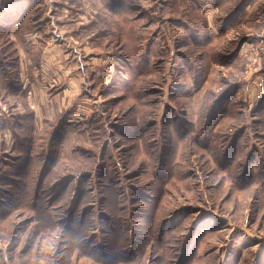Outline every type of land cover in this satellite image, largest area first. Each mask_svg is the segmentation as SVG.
I'll return each mask as SVG.
<instances>
[{
    "label": "rangeland",
    "instance_id": "rangeland-1",
    "mask_svg": "<svg viewBox=\"0 0 264 264\" xmlns=\"http://www.w3.org/2000/svg\"><path fill=\"white\" fill-rule=\"evenodd\" d=\"M0 25V126L36 112L33 156L69 113L43 183L0 190V264H264V0H0Z\"/></svg>",
    "mask_w": 264,
    "mask_h": 264
},
{
    "label": "trees",
    "instance_id": "trees-1",
    "mask_svg": "<svg viewBox=\"0 0 264 264\" xmlns=\"http://www.w3.org/2000/svg\"><path fill=\"white\" fill-rule=\"evenodd\" d=\"M111 1V0H110ZM116 1V0H113ZM248 2V1H247ZM246 2V3H247ZM24 3H21L18 9L23 7ZM26 6V5H25ZM121 38V37H120ZM122 44V41H121ZM110 53V52H107ZM111 54V53H110ZM112 55V54H111ZM5 56L1 50L0 57L3 58ZM119 57V56H117ZM12 72V78H8L4 85L6 86V89H9L11 91H20L21 90V84L19 81H15L13 78V72ZM10 72V73H11ZM118 75V74H117ZM122 81L124 82L126 78H122L120 76ZM120 83L119 76L117 77ZM68 114H62L54 120L53 122L45 119L44 123L46 126L45 131L40 135L39 143H44L45 147L41 150H38L36 153L34 151V155L31 156L30 150H31V143H30V133L28 132L30 127V121L32 122V113H26L23 116H19L17 119L15 118H7L5 120V123L0 126V135L4 132L8 131L9 128L11 129L12 138H13V147L11 150V153L14 152L18 153L16 157L9 158L10 161H6L7 163H3V160L0 156V163L3 164V168H0V190L5 189L6 187H10V182L13 183L18 178L16 176H20L23 169L27 168V184H35L36 187L43 183V180L46 176L49 175L51 172V155L54 152L55 146L58 145L59 141L64 136V130L66 126V116ZM105 114L100 113H94L89 118V126L91 128V134H90V140L91 144L96 147L97 144V137L100 136L103 132H100L102 128H104V120L106 117H104ZM15 123L16 129L11 124ZM49 127V129H48ZM8 128V129H7ZM27 128V133L25 134L24 138H22V134L25 132V129ZM95 133V135H93ZM1 138V136H0ZM45 138V139H44ZM43 146V145H42ZM6 150V143L3 141V139L0 140V154L4 153ZM42 151V152H41ZM23 156H19V155ZM2 155V154H1ZM5 155V154H4ZM40 156V158H38ZM13 158V159H12ZM41 159H45L43 162V165L39 168L38 172L35 173V177H33L32 172L35 169V163L38 161V165L40 166ZM4 160H6L4 158ZM18 162V163H17ZM36 171V170H35ZM25 172V171H24ZM15 184V183H14Z\"/></svg>",
    "mask_w": 264,
    "mask_h": 264
},
{
    "label": "crops",
    "instance_id": "crops-1",
    "mask_svg": "<svg viewBox=\"0 0 264 264\" xmlns=\"http://www.w3.org/2000/svg\"><path fill=\"white\" fill-rule=\"evenodd\" d=\"M1 26V25H0ZM34 34H36V32H34ZM12 41V40H11ZM14 43V42H13ZM15 47V46H14ZM16 48V47H15ZM57 48V47H56ZM56 48H51L50 49V51L52 52V53H50V55H48L47 56V60L48 61H50V60H52V59H54V61H52V64H54V62H55V66H53L55 69H58V67H60L61 65H60V61H59V59H61L60 57H62V55H63V48H61L59 51L56 49ZM16 50H17V48H16ZM29 51L32 53V59H31V63H32V65L35 67L34 69H39V68H41V67H43V63L42 62H44V58H46V47H45V49L43 50V52H42V48H40V47H38V46H36V44L33 42V44H31V46L29 47ZM2 52H3V50H2ZM17 52H19L18 50H17ZM29 52V53H30ZM0 53H1V49H0ZM99 55H101V54H99ZM18 57H19V55H18ZM98 57H101V56H98ZM111 58V57H110ZM3 58H1L0 57V61L2 60ZM5 60H7L6 58H5ZM42 61V62H41ZM2 62V61H1ZM40 63H42L41 64V66H40ZM51 64V65H52ZM17 66H18V63H17ZM9 67H10V62H9ZM20 68H22V70L20 69ZM51 68V67H50ZM8 70H9V68H8ZM27 71V58H25L24 59V64L22 63V61L20 62V60H19V66H18V68H17V72L19 73V74H25V72ZM24 79V78H23ZM19 81H20V83H21V90L20 91H14V95H18L17 97H21V95H22V97H23V102L25 103V107H24V110L25 109H27V104H29L28 102H29V97L27 96V89H26V87H25V81L24 82H21V77H19ZM3 90H5V88H3L2 89V91ZM8 92H10V91H8ZM3 93H4V91H3ZM42 99V98H41ZM29 106H31L33 109H35L36 110V108L38 107V104H36V105H34V104H30ZM31 109V108H30ZM33 114V118L34 119H36V112H34V113H32ZM67 116H69V113H68V115ZM48 117V116H47ZM49 118V117H48ZM43 119H46V117H44ZM33 121H35V123H36V121L37 120H33ZM67 122H68V120H67ZM35 126H36V124H35ZM9 132V131H8ZM64 132H65V130H64ZM5 135H6V132H4L2 135H0L1 136V138L2 139H4L5 138ZM64 135H65V133H64ZM4 137V138H3ZM63 138H64V136H63ZM63 138L61 139V140H63ZM6 139H4V142L6 143V145H7V143H8V146H11L12 144H13V139L10 141H8V142H6L5 141Z\"/></svg>",
    "mask_w": 264,
    "mask_h": 264
},
{
    "label": "built area",
    "instance_id": "built-area-1",
    "mask_svg": "<svg viewBox=\"0 0 264 264\" xmlns=\"http://www.w3.org/2000/svg\"><path fill=\"white\" fill-rule=\"evenodd\" d=\"M8 110L5 106V104H3L1 101H0V113H7Z\"/></svg>",
    "mask_w": 264,
    "mask_h": 264
}]
</instances>
